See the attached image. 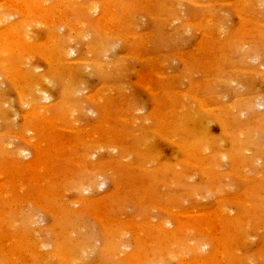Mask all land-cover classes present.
<instances>
[{"label":"rangeland","instance_id":"rangeland-1","mask_svg":"<svg viewBox=\"0 0 264 264\" xmlns=\"http://www.w3.org/2000/svg\"><path fill=\"white\" fill-rule=\"evenodd\" d=\"M0 1L2 4V7L0 6V14L2 13L3 16L5 14L6 20L7 17H11L10 14H12L14 10L16 12L13 13L11 18H8L10 22L6 21L5 18L0 15V38L5 36L6 31L4 30H7V28L11 29L13 26L14 29L12 32L17 31V33L14 32L13 34H15L14 36H18H16L15 39L10 37L11 31L10 34L6 33V35L8 34L5 36L7 40L12 38L11 42L8 41V44L10 45L12 41L22 40L19 41V44L22 42L21 44L23 47L27 45L28 47L26 46V49L33 47V50L30 49L31 51L29 53L26 50L23 54H19V56L14 49L12 50L9 48L8 51L1 49L3 47L1 46L0 39V54H2L0 55V63H2V60L5 58V63L3 62L0 65V79L2 78L0 81L3 85L0 84L3 87L0 86V89H2L1 92L3 93L0 92V101L2 100L1 98H4L5 101L3 99L0 103L7 105L5 107L9 108L10 111L13 110L15 112L16 110L15 113L13 111L11 113L8 111L9 109L7 110L4 105L0 104L4 107L0 106V112L6 109V111L0 113L1 118L3 117V120L0 119V133L2 134H0V136L4 138H0V150L2 151H0V184L10 183L12 185V181H16V178L14 180V173L16 175L20 173L18 172L20 170V175H17L18 177L16 176L18 178L17 180L20 183L27 182H25L27 185L26 194L29 196V198L26 196L27 198L21 199L20 203H22L20 208V203L13 202L15 204H13V206L11 203L5 201L6 199H2L3 197H1L0 194V216L4 215L5 212H10L9 215L11 216H7L10 221L7 222L14 223L17 221V223H14L17 229L16 231L21 234L28 233L30 235L31 238L29 239L28 245L35 246L37 250L27 251L26 254L37 261L40 260V257H44L41 259V264H44L42 263L43 259H51L49 254L52 253L55 255V258L53 257L50 260L51 264H66L61 260L60 256H58L61 250L59 248L57 230L61 228V224L63 225V223L57 217L56 212L54 213L56 216L53 214V210L56 209L54 205V208L46 207V203L41 201L42 196L40 197V190H42L46 181L41 180V175L43 174L40 175L41 170L37 169L41 163L48 162V165L46 163L47 169L45 170V176L52 177L53 174L49 175L52 171H48V166L49 168L51 167V161L54 160L57 151L62 161L61 163H57V168H60V172L56 175L59 177L54 181V185L55 182L58 183L57 185H59L60 182V185H63L62 187L65 188L67 187L66 185H71L72 179H78L76 176H81L79 179V181L81 180L80 182H82V180L86 182L89 180V184L95 182V185L93 184L94 187H88V185L83 187L84 185H81L83 189L86 187L89 188H87V192H76L74 191L76 189L73 190L68 187V190L71 192L66 189L67 192H63L65 196L63 193H61V195L59 194L61 197L58 195L59 199L63 198V200L60 199V203L62 201L64 204L66 203L68 207L78 211L79 217L81 216L83 218L79 221L82 223L85 221L86 223L84 229L87 231H90L88 230L89 228L91 229V233L85 230L81 236L75 235L74 237L73 235V239L76 241L81 237L82 239L80 240H86V238H88L86 240L88 242L87 244L86 241H84V247L87 251L85 250V255L84 253L82 255V258H84V263L82 262V264H126L125 262H127V264H133L127 260L128 254L142 253L144 256L159 254L161 248H163V246H161L163 244L161 243H165V241L163 240L159 245L157 244L158 240L156 238V241L151 239L152 244L153 241L155 242L154 246L148 244L151 241L149 240V242L147 241L144 247H142L136 239L137 234L143 230L149 233L150 231H162V233L167 232V234L175 233L171 234L175 235L171 240V243L175 245L169 244L170 240L166 241L171 248L168 247L170 250L165 248L167 252L166 255L170 258L167 260L165 259L164 264H194V262L197 264L196 260H207V262L209 260V262H215V264H264V0H252L255 5H253L254 3H252L251 0L249 2L248 0H123L122 2H120V0H73L72 3V0H56L58 2L55 0H53L54 2L52 0L48 1L51 4L47 3V0H43L44 3L42 0H31L32 2L28 0L32 5L37 2L39 7L27 8L26 12L23 10L25 9L24 4L19 2V0H17L19 2L18 4H16V0H8V2L7 0ZM11 2L15 3L13 4V6L15 5V9L14 7L12 8L13 10L11 9ZM41 2L42 5L44 4L45 8L41 6ZM101 3L103 4L100 6ZM58 4L61 6L59 7ZM66 4L67 6H65ZM109 5L113 6L116 23L113 24L114 27L112 26V30L114 31L112 32L111 30L106 33L105 26H108L107 23L113 12L110 11L113 9L112 6H110V9ZM95 6H98L97 10H95ZM18 7H20L21 10ZM68 7H70L71 10L70 8L68 9ZM85 7L90 8V10ZM48 8L49 10L52 9L54 12H56V9L60 12L61 8H63V10L65 9L66 13L69 10L70 13L72 11V19L76 20H73L74 24H80L81 22V25H83L85 23L87 26H83L85 31L90 33L87 34V37L90 35V39H84L83 36L82 38L84 40L76 39V36L77 38H81V35L75 32L73 27L72 29L69 28L71 27L69 24H65L64 22L60 23L61 20H63L60 15L50 13ZM35 9L37 10L35 11ZM40 9L47 11L46 13L44 10L41 12ZM173 9H176L179 14L177 15ZM28 11L33 17L30 16ZM22 12L26 14L24 15ZM32 12L34 13L32 14ZM94 13L95 16H92ZM128 14H130L131 17L130 15L128 16ZM138 14H140V17ZM48 15H51L49 16L50 18H48ZM55 15L58 16L56 17ZM84 15L85 17H83ZM29 17L32 18L31 21ZM52 17H56L57 19H52ZM135 17L139 19H135ZM45 19H47L46 22ZM124 19L126 20L124 21ZM33 20H35L34 23L32 22ZM50 20L53 24L56 22L58 26L54 25V28L51 23L50 28ZM118 20H121V24L118 23ZM36 21L38 22L36 23ZM98 22L99 24H97ZM35 24L39 26L36 28ZM126 24H128V26ZM25 26L27 28L24 30ZM31 27L34 28L32 29ZM136 27L138 29H136ZM115 29H117V32ZM28 32H30V34ZM33 32L36 33L34 34ZM21 33H23V35H21ZM31 33L35 36L36 47L34 44V37L32 38L33 35L31 36ZM74 33L76 36L73 35ZM108 33L110 35H107ZM3 34L4 36H2ZM27 34L31 36L28 37V41L27 38L25 39L26 36H29ZM147 34L154 37H152L150 43L149 40L143 38V36ZM20 35L24 37V39H20ZM51 37H56L55 40L57 39L56 41L54 40V42L58 44L56 48L59 47L60 50L65 49L69 52L71 51L69 47L74 46L72 51L75 53L64 54V57L56 53L54 54L51 48L52 46L45 45L46 41L47 44L52 45L51 41H53V39ZM118 37L119 41L123 40V42L119 43L118 41L117 43ZM70 38H72V41L76 39L75 42L71 41L72 45L71 42L69 43ZM131 38L134 41H132ZM30 39L33 42H29ZM127 39H130L133 45H131V42V44L127 42L130 46L124 44V40L126 43V41H128ZM115 41L116 47L114 45ZM146 41L148 44H146ZM23 42L26 43L23 45ZM77 42H79V44H77ZM30 43H33V45ZM39 43L42 44V46ZM108 44H110V46ZM143 44L145 45L142 46ZM102 46L103 48L101 49ZM77 47L79 50H76ZM98 47L100 50H98ZM104 47L109 52L105 51ZM112 47H115V49L113 48L112 50ZM90 48L94 51L92 49L90 50ZM9 51L11 55H8L10 54ZM98 51L102 54L98 53ZM103 53L107 55L104 56ZM25 54H27L28 58ZM39 54L41 57L37 56ZM46 54L49 55L46 56ZM69 54L71 56L67 59L66 56ZM100 54L104 56V58L101 57ZM26 58L29 61L31 58L33 60L29 62ZM53 58L57 61L56 63L54 62L55 65L57 64V69L55 67L53 68V66H55L53 65L54 63L50 64V59ZM84 59L87 61L85 62ZM69 60L72 61L70 62V65L72 64L71 66L78 64L75 62L80 60L85 62L84 67L83 61V63L79 62V64L75 66L77 68L76 70L80 69L78 70L80 73L76 71L77 74L76 76L74 75L75 79H73L76 80L78 78L79 81H72L71 79L72 86L77 82L75 85L76 87H72L70 82H64L67 78L66 73L69 75V72H65L67 67H69L67 66ZM12 61L14 63H12ZM60 63H62L61 67L63 66L64 68L59 66ZM4 64L10 66L12 69L14 67L15 71L19 69L21 73L23 72L22 76L25 72H27V75L30 72L28 76H31L32 70L37 74L47 75L49 79L48 82L50 83H44L38 87H33L35 86L34 81L31 80L33 77L27 79L28 76L26 75L27 78L25 77L26 79H24L23 77L22 81L20 78L22 77L21 73L19 74L18 72V75L17 72L14 71V74L16 73V77H18V79H14L15 77H11L14 74L12 75L11 72L8 70L6 71V65ZM15 66H19V68ZM81 66L84 68V73L83 70H81ZM3 68H5L4 71ZM20 68H22V70H20ZM58 71L63 72L61 73ZM50 74L52 80L49 77ZM69 77L70 76H68V80L70 79ZM62 78L65 79L63 80ZM80 78H82V80H80ZM12 79L14 81L16 80L15 83L17 84L20 82V86L18 85L17 89V84H15L16 86L14 85L15 87L12 86L14 84ZM56 79H59L60 82H57ZM28 80H31V82L33 81L32 84ZM24 83L29 86L32 85L30 87L27 86L29 90L31 88V92ZM45 84L50 85L49 87L51 88L48 86L46 87ZM78 85L81 88L83 87V89L79 87V91ZM67 87L69 90L71 89V91L73 88L74 90L72 92L75 91L76 94L74 93L71 95L72 92L68 91ZM24 88L25 90H23ZM43 89L48 91H45L44 95L48 93V97L49 95L50 97L52 96V100L49 99L51 102L48 100L46 101L47 103H45V100H43L44 98L41 97L44 92ZM3 90L5 92H3ZM37 90L38 92L40 91V93H38ZM36 92L40 95L38 96ZM67 93H69L70 96H68ZM78 93L79 95L82 93V95L79 96L77 95ZM28 97H30L29 101ZM40 97L42 99H40ZM31 98L35 99L34 103L38 101V105L34 106ZM78 98L81 100L84 99V103H82L83 101L80 102L81 100L77 101ZM24 99L25 102L27 101V105L22 103ZM92 99L94 100L92 101ZM59 102L60 104H58ZM77 102L79 103L77 104ZM52 103L57 104L56 107L55 104L53 105ZM250 103H253L252 110H248ZM67 104L71 107L67 106ZM25 105L27 106L26 109L24 108ZM40 105H42L41 107L44 106V108L53 106L51 110H48L47 114L50 115L53 120L56 117L57 122L61 120V126H59L60 123L57 124L58 127L62 129H59L56 124L49 126V128L51 127V131H53L51 132V136L49 133L50 131L47 132L39 128L40 126L38 124L35 125L33 119L30 120L31 123H33L30 127L29 115L32 113L30 115L32 116L34 113L33 111L35 110L36 112L37 110L35 108L40 107ZM65 105L68 107L67 110H65ZM10 106H12L13 109H11ZM72 107H77L78 111L74 108V111H76L74 112ZM80 108L85 111L80 112ZM71 109L74 113H71ZM7 112L11 113V115ZM5 113L9 115L10 119ZM16 113L17 117H15ZM24 114H26L28 118L25 117L26 115L23 117ZM189 114L193 115L194 122ZM162 119L166 120L163 121ZM167 119L168 122H166ZM9 120L10 123L8 122ZM26 120L28 122H26ZM180 122L183 123L181 124ZM73 123H77L76 126ZM65 124L67 127H65ZM12 128L15 136L9 137V134L12 135ZM30 128L31 130H29ZM38 128L43 131H40ZM53 128L58 130L56 131ZM26 129H28V131ZM125 129L128 133H126L127 131L124 132ZM59 130L61 133H59ZM116 130L117 132L119 131L118 134H116ZM8 131L10 132L8 133ZM29 131L32 132L30 133ZM76 131L78 133H76ZM5 133H8V137ZM52 133H54L53 136ZM80 133L82 134V137H80L83 141L76 144L74 138L77 137V134L80 135ZM3 134H5V136ZM32 137H36L34 138L36 142H41L42 145H44L46 141L48 143L46 144L47 147L41 145V147H44L41 148L34 142L35 140ZM52 137H55L57 141L61 140L56 142L60 143L57 145L61 146V151L55 143L52 144ZM62 137L64 140L61 139ZM66 138L69 141H73L77 146L73 145L74 148L71 146L69 150L64 148ZM2 140H5L7 144L3 143L4 141ZM28 141L29 144L26 143ZM30 141L33 145H30ZM49 141H51V144ZM34 143L37 145L36 148ZM9 144H11V147L8 146ZM4 145H7L5 147L6 149H11L13 147L10 150L12 152L4 149ZM79 145L83 147L79 148ZM53 146L58 147L54 153L51 150L52 148L55 149ZM188 146L190 147L188 148ZM204 146L207 147L203 149ZM1 147L4 150L1 149ZM57 149H59V152ZM80 149L81 151L79 152ZM22 150H25V152L27 151V153L22 154ZM43 151L46 154L43 153ZM19 152L23 156H28L26 157L28 159L26 160L23 156L22 159ZM4 153L6 154L5 158ZM42 153L47 156V159L45 155V158L42 157ZM68 153H71L70 155L72 156L70 157ZM78 155L82 156V158L84 155V160L82 159L83 161L81 160L80 163H78V161L70 163L71 160L79 157ZM10 156L12 157L11 163L9 162ZM42 159L43 161H41ZM16 163H18V170L16 168L17 165H15ZM11 164H14L13 166L16 167L14 168ZM6 167L8 168L7 170ZM19 167L22 168L20 169ZM9 168L12 171L15 169L14 171L17 172L13 173ZM75 169L82 171V173L79 174V171L77 173ZM69 170L74 171V174L77 173V175L74 176L75 178L72 177V174L70 175V173H68ZM60 177L65 180L60 181ZM69 179L70 181H67ZM95 180L98 181L96 182ZM20 183L13 185L19 186ZM62 187L57 188L64 190ZM130 192L132 193L130 194ZM141 193H148V196L146 195V197L144 196L143 198ZM252 195L254 197L252 199V204H254L252 206L254 208L252 218L250 219L246 217L245 206L247 204L249 205L247 199ZM14 196L17 197L18 194L14 192ZM14 196L12 197L14 198ZM25 199L31 201L28 202ZM112 199H115V201ZM110 200H112L113 203ZM116 201L118 204L115 203ZM94 202L97 203L95 204ZM105 202H110L113 206H111L110 203H106L105 205ZM100 203L104 206L109 205L108 207L110 209L103 205L101 206ZM16 204H19L17 205L18 207ZM57 204L55 206L59 207L61 211L60 205ZM116 205L118 206L115 207ZM97 206H99V209ZM18 208L21 211L23 210V214L19 215L21 211H17L19 210ZM97 209L98 211L109 209L111 212L108 211L110 212L109 215L103 214L101 212H95ZM106 215L109 218H107L108 221L105 220V222L103 219ZM19 216H24L23 221L22 219L20 220L21 217L19 218ZM245 217L248 218V220ZM222 219L221 225L220 222ZM228 219L237 220L239 227L226 228V230L223 229L222 226ZM244 219L246 221H244ZM110 220L112 221L110 222ZM244 222H246V226L243 224ZM111 224L120 225L122 228L124 227L122 229L124 231L123 234L127 235V237H121L123 235L122 232L119 235L121 239L126 238V242L122 239L123 243L122 241L121 243L122 246L124 244V249L128 252H120L117 248V246L120 245L118 243L120 242L118 234L113 237L115 239H108V230L105 229ZM115 225L114 227L117 229L118 227ZM0 228H2L1 222ZM125 228L127 232L130 231L132 233H125ZM1 230L3 229H0V235L4 233V231L1 233ZM92 230L95 235L92 233ZM177 233H179L180 236L177 235ZM176 235L181 237V239L179 238L180 241L176 240ZM150 236L151 238L154 237L151 233ZM222 238H225L224 242L220 243L219 241ZM226 238H229V241ZM73 239L72 237L68 238L66 243H76L73 242ZM227 241L228 244H226ZM79 242L82 243L83 241ZM178 242H180L179 245ZM92 243L94 244L92 245ZM113 243L115 245H113ZM4 244L6 247L10 246V243L7 241H5ZM4 244L0 240V264H7L5 256L8 255V253H5ZM188 244L197 247L198 251L192 249V251H190L189 247H187L189 250L184 248ZM93 246H95V248H93ZM105 247L109 252L111 250V253L106 251ZM26 248H28V246ZM77 250L78 248H76L74 252ZM149 250H151V252ZM229 250L233 251L232 256H230L232 253ZM168 251L173 253L172 256H170L171 253ZM119 254L121 256H119ZM235 256L237 257L236 262H234Z\"/></svg>","mask_w":264,"mask_h":264},{"label":"bare ground","instance_id":"bare-ground-1","mask_svg":"<svg viewBox=\"0 0 264 264\" xmlns=\"http://www.w3.org/2000/svg\"><path fill=\"white\" fill-rule=\"evenodd\" d=\"M4 1H5V0H4ZM4 1H3V2H4ZM30 1H31V0H30ZM30 1H28V0H19V2H21L22 4H24V8H25V9H23L24 12H26V9H27V8L29 9L30 7H31V8H38V7H39V4H38L37 2H36L35 4L32 5V4H31L32 1H31V2H30ZM35 1H36V0H35ZM42 1H43V0H42ZM48 1H50V0H47L46 2L49 3ZM52 1H53V0H52ZM52 1H51V2H52ZM55 1H56V0H55ZM61 1H63V0H61ZM64 1H65V0H64ZM70 1H71V0H70ZM122 1H123V0H120V2H122ZM153 1H155V0H153ZM249 1H250V0H248V2H249ZM251 1H252V0H251ZM0 2H1V1H0ZM7 2H8V0H7ZM16 2H17L16 4L19 3L17 0H16ZM38 2H39V1H38ZM53 2H54V1H53ZM56 2H58V1H56ZM56 2H55V3H56ZM66 2H68V1H66ZM66 2H65V3H66ZM72 2H73V0L71 1V3H72ZM120 2H119V3H120ZM125 2H126V1H125ZM4 3H5V2H4ZM11 3H12V2H11ZM43 3H44V1H43ZM47 3H45V4H47ZM55 3H54V4H55ZM62 3H64V2H62ZM75 3H76V2H75ZM84 3H85V2H84ZM119 3H118V4H119ZM243 3H244V2H243ZM252 3H254V2L252 1ZM8 4H9V3H8ZM13 4H15V3H14V2L12 3V7L10 6L11 9H12L13 7H14V9H15V5L13 6ZM49 4H51V3H49ZM60 4H61V3H60ZM90 4H91V3H90ZM102 4H103V3H101L100 6H101ZM108 4H109V2H108ZM128 4H129V3H128ZM245 4H247V3H245ZM250 4H251V2H250ZM5 5H6V4H5ZM9 5H10V4H9ZM9 5H6V6H9ZM58 5H59V4H58ZM61 5H63V4H61ZM61 5H59V7H60ZM72 5H73V4H72ZM79 5H80V4H79ZM94 5H95V4H94ZM98 5H99V3H98ZM116 5H117V2H116ZM253 5H255V3H254ZM0 6L2 7V4H1V3H0ZM6 6H5V7H6ZM41 6L44 7V4L42 5V2H41ZM47 6H48V5H47ZM55 6H56V5H55ZM65 6H67V4H66ZM69 6H71V5H69ZM110 6H112V5H109V8H110ZM123 6H124V5H123ZM133 6H134V5H133ZM247 6H248V5H247ZM1 7H0V9H1ZM48 7H49V6H48ZM97 7H98V6H95V7H94L95 10H97ZM125 7H126V5H125ZM125 7H124V9H125ZM131 7H132V6H131ZM259 7H260V6H259ZM3 8H4V7H3ZM18 8H20V7H18ZM31 8H30V9H31ZM44 8H45V7H44ZM50 8H51V7H50ZM57 8H58V7H57ZM69 8H70V7H68V9H69ZM85 8H86V7H85ZM5 9H6V8H5ZM7 9H8V7H7ZM16 9H17V8H16ZM55 9H56V8H55ZM55 9H54V10H55ZM59 9H60V8H59ZM72 9H73V8H72ZM83 9H84V8H83ZM86 9H89V10H90V8H86ZM110 9H111V8H110ZM112 9H113V6H112ZM12 10H13V9H12ZM17 10H18V9H17ZM20 10H21V8H20ZM20 10H19V11H20ZM32 10H34V9H32ZM36 10H37V9H35V11H36ZM43 10H44V9H43ZM43 10L40 9L41 12H42ZM48 10H49V8H48ZM70 10H71V8H70ZM70 10H69V11H70ZM84 10H85V9H84ZM89 10H88V11H89ZM173 10L177 13V15L179 14V12H178L176 9H173ZM44 11H45V10H44ZM46 11H47V10H46ZM46 11H45V13H46ZM58 11H59V10L56 9V12H58ZM67 11H68V10H67ZM69 11H68V12H69ZM110 11H111V12L113 11V12H112V16H111V18L109 19L108 23L105 22V23H107V25H108L109 27H108V26H105V25L103 24V25L105 26L106 29H105V28H102V29H105V32H106V33L109 32V31H111V30H112V26H113V24L116 23V21H115L114 9H113V10H110ZM122 11H123V9H122ZM127 11H128V10H127ZM135 11H136V10H135ZM14 12H15V10H14ZM14 12H12V14H10L11 17H12V15H13ZM24 12H22V14H24ZM28 12H29V11H28ZM41 12H40V13H41ZM49 12H50V13H53V14H58V15H60L61 19H63V20L60 19V20H61L60 23H63V22H64L65 24H69V25L71 26V27H69V28L72 29V27H73V28H74L73 30H74L75 32H77L79 35H81V38H77V36H76L75 33H74L73 35L76 36V39H79V40H80V39H83L82 36L84 37V39H85V38H86V39H87V38L90 39V38H89L90 35L87 37V34H90V33H87V32L85 31L84 26H83V25H86L84 22H83V23H84L83 25H81V22H80V21H79L80 24H79V23L74 24V21H76V20L72 19V18H73V16L71 15L72 11H71V13H70V12H69V13H68V12L66 13V10H65V9L63 10V8H61L60 12H58V13L54 12L52 9L49 10ZM85 12H86V10H85ZM85 12H83V13H85ZM97 12H98V11H97ZM111 12H109V13H111ZM130 12L132 13L131 10H130ZM15 13H16V12H15ZM33 13H34V12H32V14H33ZM35 13H37V12H35ZM38 13H39V12H38ZM47 13H48V12H47ZM87 13H88V12H87ZM90 13H91V11H90ZM17 14H18V13H17ZM25 14H26V13H25ZM25 14H24V15H25ZM29 14H30V12H29ZM42 14H43V13H42ZM53 14H52V15H53ZM72 14H73V13H72ZM125 14H126V12H125ZM0 15L3 16L2 13H1ZM20 15H21V14H20ZM27 15H28V13H27ZM27 15H26V16H27ZM36 15H37V14H36ZM43 15H44V14H43ZM58 15H57V16H58ZM82 15H83V14H82ZM86 15H87V14H86ZM129 15H130V14H128V16H129ZM21 16H22V15H21ZM30 16H31V14H30ZM38 16H39V15H38ZM41 16H42V15H41ZM49 16H51V15H48V18H50ZM55 16H56V15H55ZM57 16H56V17H57ZM88 16H89V13H88ZM92 16H95V13L92 14ZM138 16L140 17V14H138ZM174 16H175V15H174ZM179 16H180V15H179ZM3 17L5 18V14H4ZM6 17H7V16H6ZM11 17L9 16V17H7V20H6V18H5V20L8 21V18H11ZM15 17H17V16H15ZM31 17H33V15H32ZM56 17H54V18H56ZM83 17H85V15H84ZM116 17H117V16H116ZM123 17H124V15H123ZM130 17H131V15H130ZM1 18H2V17H1ZM38 18H39V17H38ZM42 18H43V16H42ZM46 18H47V16H46ZM48 18H47V19H48ZM54 18L52 17V19H54ZM58 18H59V17H58ZM86 18H88V17H86ZM90 18H91V14H90ZM125 18H126V16H125ZM137 18H138V17H137ZM137 18L135 17V19H137ZM2 19H3V18H2ZM2 19H1V20H2ZM27 19H28V18H27ZM27 19H25V20H27ZM29 19H30V21L32 20V18H30V17H29ZM40 19H41V18H40ZM47 19H45V22H46ZM52 19H51V20H52ZM56 19H57V18H56ZM100 19H101V18H100ZM127 19H128V18H127ZM138 19H139V18H138ZM51 20L49 21V22H50V25H49L50 28H51V23H52ZM73 20H74V21H73ZM96 20H97V18H96ZM107 20H108V19H107ZM122 20H123V19H122ZM125 20H126V19H124V21H125ZM2 21H3V20H2ZM27 21H28V20H27ZM34 21H35V20H33L32 22L34 23ZM52 21H53V20H52ZM101 21H102V20H101ZM8 22H10V21H8ZM21 22H22V21H21ZM37 22H38V21H36V23H37ZM39 22H41V21L39 20ZM57 22H58V21H57ZM99 22H100V21H99ZM99 22H98L97 24H99ZM102 22H103V21H102ZM2 23H3V22H2ZM2 23H1V24H2ZM6 23H7V22H6ZM33 23H32V24H33ZM95 23H96V22H95ZM118 23L121 24V20H118ZM125 23H126V22H125ZM132 23H133V22H132ZM32 24H31V25H32ZM41 24H42V22H41ZM46 24H47V23H46ZM52 24H53V23H52ZM3 25H4V23H3ZM3 25H2V26H3ZM29 25H30V24H29ZM29 25H28V26H29ZM35 25H36V24H35ZM42 25H43V24H42ZM54 25L58 26V25L56 24V22H55V24H53V27H54ZM59 25H60V24H59ZM61 25H62V24H61ZM69 25H68V26H69ZM126 25L128 26V24H126ZM130 25H131V24H130ZM135 25H136V24H135ZM2 26H1V27H2ZM32 26H34V25H32ZM38 26H39V25H38ZM38 26L36 25V28H37ZM45 26H48V25H45ZM63 26H64V25H63ZM86 26H87V25H86ZM86 26H85V27H86ZM127 26H126V28H127ZM29 27H30V26H29ZM41 27L44 28L43 26H41ZM113 27H114V26H113ZM131 27H132V25H131ZM137 27H138V26H137ZM137 27H136V29H138ZM23 28H24V27H23ZM26 28H27V27L25 26L24 30H25ZM31 28H32V27H31ZM33 28H34V27H33ZM33 28H32V29H33ZM54 28H55V27H54ZM62 28H63V27H62ZM124 28H125V26H124ZM5 29H6V28H5ZM8 29H9V28H7V30H4V31H6V33H9V34H10V31H11V36H10V37H13V38L16 39V36H18V35L14 36L15 34H13V33H14V32L17 33V31L12 32V30L14 29V27L12 26L11 29H9V30H8ZM19 29H20V26H19ZM19 29H18V31H19ZM28 29H29V28H28ZM46 29H47V28H46ZM46 29H45V32H46ZM48 29H49V28H48ZM56 29H57V27H56ZM71 29H70V30H71ZM88 29H89V28H88ZM122 29H123V28H122ZM122 29H120V30H122ZM185 29H186V28H185ZM53 30H55V29H53ZM73 30H72V31H73ZM116 30H117V29H115V31H116ZM126 30H127V29H126ZM7 31H9V32H7ZM20 31H21V30H20ZM22 31H23V29H22ZM22 31H21V32H22ZM27 31H28V30H27ZM55 31H56V30H55ZM113 31H114V30H112V32H113ZM122 31H123V30H122ZM1 32H2V31H1ZM23 32H24V31H23ZM31 32H32V31H31ZM116 32H117V31H116ZM130 32H131V31H130ZM130 32H129V33H130ZM6 33H5V36L8 35V34L6 35ZM28 33L30 34V32H28ZM33 33H34V32H33ZM35 33H36V32H35ZM35 33H34V34H35ZM71 33H73V32H71ZM162 33H163V32H162ZM25 34H26V33H25ZM29 34H27V35H29ZM54 34H55V33H54ZM54 34H53V36H54ZM56 34H57V33H56ZM59 34H60V33H59ZM112 34H113V33H112ZM116 34H117V33H116ZM163 34H164V33H163ZM21 35H23V33H21ZM21 35H20V36H21ZM32 35H33V34L31 33V36H32ZM79 35H78V37H79ZM107 35H110V34L108 33ZM125 35H126V34H125ZM127 35H128V34H127ZM155 35H156V32H155ZM157 35H158V34H157ZM2 36H4V34H3ZM2 36H1V37H2ZM5 36L2 37V38H0V39H1V46L3 47V48H1V49H4V51H8L9 48L12 49V50L14 49V50L18 53V55H19V54H23V52H25L26 50H27V52L29 53V52L31 51L30 49L33 48V47H32V48H30V49H28V48L26 49L25 47H26L27 45H25V46L23 47L22 44H21L22 42L20 43L21 46H22V47H21L20 44H19V41H22V40L14 41V42L12 41V43L9 45V44H8V41L11 42V39H12V38H11V39L9 38L10 40H7V38H6ZM31 36H30V35H29V36H26L25 39L27 38V41H28V37H31ZM57 36H58V35H57ZM57 36H56V37H57ZM121 36H122V35H121ZM134 36H135V35H134ZM33 37H34V38H33ZM37 37H38V35H37ZM56 37H53V38L51 37V38L53 39V41H51L52 45H51V44H47V41H46V44H45V45H46V46H47V45L52 46L51 48H52V51L54 52V54L56 53V54L59 55V56L61 55V57H62V56L64 57V54H66V55H67L68 53H71V54H72V52H73L72 49H74V46H71V45H72V42H75V41H76V39H74L75 41H72V40H71L72 38H70L69 43H70L71 41H72V42H71V45H70V44H68V45H70V46L73 47V48H71V47L68 46V47L71 49V51L68 52V50L66 51L65 49H63V50L61 49V50H60L59 47L56 48V45L58 46V44H57L56 42H54V40H55ZM63 37H64V36H63ZM104 37H105V36H104ZM104 37H103V38H104ZM107 37H108V36H107ZM114 37H115V36H114ZM152 37H153L152 35H148V34L143 36V38L149 40V43H150ZM19 38H20V39H24V37H22V36L19 37ZM32 38L34 39V44H35V40H36V39H35V36L33 35ZM109 38H110V37H109ZM120 38H122V37H120ZM129 38H130V37H129ZM136 38H137V37H136ZM153 38H154V37H153ZM214 38H215V37H214ZM17 39H18V38H17ZM52 39H51V40H52ZM58 39H59V37H58ZM84 39H83V40H84ZM122 39H123V38H122ZM124 39H125V38H124ZM131 39H132V38H131ZM56 40H57V39H56ZM56 40H55V41H56ZM79 40H78V41H79ZM116 40H117V38H116ZM127 40H128V39H127ZM137 40H138V39H137ZM37 41H38V40H37ZM37 41H36V43H37ZM118 41H119V37H118L117 43H118ZM132 41H134V40L132 39ZM132 41L129 39V40L126 41V43H125V40H124V44H127V42H129V44L132 43L131 45H133V42H132ZM29 42H33V41L30 39ZM120 42H123V40H122V41H119V43H120ZM130 42H131V43H130ZM146 42H147V41H146ZM25 43H26V42H25ZM25 43L23 42V45H24ZM48 43H50V42H48ZM59 43H60V42H59ZM27 44H28V43H27ZM30 44H31V43H30ZM30 44H29V45H30ZM39 44H40V43H39ZM74 44H75V43H74ZM77 44H79V42H77ZM93 44H94V43H93ZM129 44H127V45H129ZM146 44H148V42H147ZM8 45H9V46H8ZM31 45H33V43H32ZM31 45H30V46H31ZM40 45L42 46V44H40ZM45 45H44V46H45ZM90 45H91V44H90ZM94 45H95V44H94ZM108 45L110 46V44H108ZM114 45H115V47H116V41H115ZM144 45H145V44H143L142 46H144ZM1 46H0V47H1ZM30 46H29V47H30ZM50 46H49V51H50ZM75 46H76V45H75ZM129 46H130V45H129ZM7 47H8V48H7ZM27 47H28V46H27ZM35 47H36V44H35ZM39 47H40V46H39ZM60 47H61V46H60ZM68 47H67V48H68ZM91 47H92V45H91ZM115 47H112V50H113V48L115 49ZM64 48H65V47H64ZM67 48H66V49H67ZM69 48H68V49H69ZM92 48H93V47H92ZM92 48H90V50H91ZM95 48H96V47H95ZM98 48H99V47H98ZM102 48H103V46L101 47V49H102ZM110 48H111V47H110ZM104 49H105V47H104ZM28 50H29V51H28ZM32 50H33V49H32ZM34 50H35V48H34ZM38 50H39V49H38ZM46 50H47V49H46ZM76 50H79V48L77 47ZM92 50H93V49H92ZM95 50H96V49H95ZM98 50H100V48H99ZM109 50H110V49H109ZM138 50H139V49H138ZM1 51H2V50H1ZM93 51H94V50H93ZM96 51H97V50H96ZM105 51H108V50L105 49ZM105 51H104V52H105ZM16 52H15V54H16ZM35 52H36V51H35ZM43 52H44V51H43ZM76 52H77V51H76ZM101 52H102V50H101ZM101 52L98 51V53H101ZM108 52H109V51H108ZM108 52H107V53H108ZM2 53H3V52H2ZM4 53H6V52H4ZM9 53H10V54H8V55H11V52H10V51H9ZM28 53H27V54H28ZM32 53H33V51H32ZM32 53H31V54H32ZM73 53H75V52H73ZM94 53H95V52H94ZM98 53H97V54H98ZM15 54H14V56H15ZM27 54H25V55L27 56ZM37 54H38V53H37ZM42 54H44V53H42ZM42 54H41V55H42ZM51 54H52V53H51ZM89 54H90V52H89ZM92 54H93V53H92ZM101 54H102V53H101ZM101 54H100V55H101ZM0 55H2V54H0ZM25 55H24V56H25ZM28 55H29V54H28ZM32 55H33V54H32ZM35 55H36V54H35ZM47 55H49V54H46V56H47ZM66 55H65V56H66ZM73 55H74V54H73ZM103 55H104V53H103ZM105 55H107V54L105 53ZM105 55H104V56H105ZM12 56H13V55H12ZM12 56H11V57H12ZM19 56H20V55H19ZM22 56H23V55H22ZM37 56L39 57L40 54L37 55ZM44 56H45V55H44ZM69 56H71V55L69 54L68 56H66L67 59H68ZM104 56L101 55V57H103V58H104ZM29 57H31V56H29ZM40 57H41V56H40ZM54 57H55V56H54ZM56 57H57V56H56ZM73 57H75V56H73ZM93 57H94V56H93ZM101 57H100V58H101ZM27 58H28V56H27ZM27 58H26V59H27ZM33 58H35V57H33ZM45 58H47V57H45ZM49 58H50V57H49ZM59 58H60V57H59ZM71 58H72V57H71ZM137 58H138V57H137ZM23 59H24V58H23ZM43 59H44V58H43ZM77 59H78V58H77ZM89 59H92V58H89ZM4 60H5V58H4ZM4 60H2V61L4 62ZM27 60H28V59H27ZM31 60H33V59L31 58ZM31 60H30V61L28 60V61H29V62H32ZM45 60H46V59H45ZM95 60H96V58H95ZM46 61H47V60H46ZM48 61H49V60H48ZM63 61H64V60H63ZM82 61H83V60H82ZM82 61L80 60V61L75 62V63H78V64H79V62L83 63V62L85 61V59H84L83 62H82ZM86 61H87V60H86ZM86 61H85V62H86ZM90 61H91V60H90ZM93 61H94V60H93ZM96 61H97V60H96ZM96 61H95V62H96ZM3 62H2V63H3ZM17 62H18V61H17ZM50 62H51L50 64H53L54 62L56 63L57 61H55L54 58H53V59H50ZM70 62H72V61L69 60V62L67 63L68 65L65 64V65L69 66V67H67V70H65V72H66V71L69 72V73H68L69 75H67V73H66V77H67V78H66V79L64 78V79H65L64 82H66V83H67V82H70V85L72 86V84H71L72 81H77V82L79 81L78 78H77L76 80H73V79H75L74 75L76 76L77 73H80V71H78V70H80V69L76 70L77 68H76L75 66H77L78 64H76V65L74 64L75 66H71L72 64L70 65ZM85 62H84V64H83V67L85 66ZM2 63H0V65H1ZM4 63H5V62H4ZM12 63H14V62L12 61ZM55 63H54L53 65H55ZM73 63H74V62H73ZM6 64H7V62H6ZM6 64H4V65H6ZM16 64H17V63H16ZM16 64H14V65H16ZM18 64H19V63H18ZM21 64H22V62H21ZM50 64H49V65H50ZM61 64H62V63H60V65H59L60 67H61ZM86 64H87V63H86ZM97 64H98V63H97ZM111 64H112V63H111ZM49 65H48V66H49ZM56 65H57V64H56ZM56 65L53 66V68L55 67V68L57 69ZM80 65H81V64H80ZM89 65H91V64H89ZM12 66H13V65H12ZM29 66H30V65H29ZM31 66H33V65H31ZM50 66H51V65H50ZM59 66H58V68H59ZM91 66H92V65H91ZM99 66H101V65H99ZM112 66H114V65H112ZM1 67H2V66H1ZM5 67H6V71L8 70L9 72L12 73V75L14 74V71H15L14 67H13V69H12L10 66H8V65H6ZM15 67L19 68V66H15ZM71 67H72V68H71ZM79 67H80V66H79ZM81 67H82V66H81ZM83 67H82L81 70L84 69ZM101 67H102V66H101ZM101 67H98V68H101ZM61 68H64V67L62 66ZM95 68H96V67H95ZM95 68H94V69H95ZM32 69H33V68H32ZM32 69H31V70H32ZM4 70H5V68H3V71H4ZM20 70H22V68H20ZM23 70H24V69H23ZM35 70H36V69H35ZM53 70H54V69H53ZM59 70H60V68H59ZM61 70H62V69H61ZM98 70H99V69H98ZM29 71H30V70H29ZM32 71H33V72H32V75H31V76H28V75L30 74V72H29V74L27 75V74H26L27 72H25V71H24V72H25L24 75L22 76V73H23V72L21 73V72L19 71V69H18V71H15V72H17V74H18V72H19V74L21 73V76H22V77H20L21 80H22L23 77H24V79H26L27 76H28L27 79H29V77H33V79H31V80L34 81V85H35V86H33V87H38V86H40V85H42V84H44V83H46V84H47V83H50V82H48L49 79L47 78V77H48L47 75L37 74V73L34 72V70H32ZM76 71H78V72L76 73ZM96 71H97V68H96ZM58 72H61V73H62L63 71H58ZM100 72H102V71H100ZM6 73H8V72H6ZM55 73H56V72H55ZM55 73H54V74H55ZM81 73H82V71H81ZM83 73H84V70H83ZM9 74H10V73H9ZM19 74H18V75H19ZM51 74H52V73H51ZM51 74H50L49 77H50L51 80H52ZM5 75H6V74H5ZM14 75H15V76H14ZM14 75L11 76V77H15L14 79H18V77H16V73H15ZM26 75H27V76H26ZM59 75H61V74H59ZM8 76H10V75H8ZM8 76H7V77H8ZM54 76H55V75H54ZM54 76H53V77H54ZM57 76H58V75H57ZM61 76H63V75H61ZM68 76H70V77H69V78H70L69 80H68ZM0 77H1V76H0ZM25 77H26V78H25ZM55 77H56V76H55ZM73 77H74V78H73ZM79 77H81V76H79ZM1 79H2V78H1ZM1 79H0V80H1ZM10 79H11V78H10ZM62 79H63V78H62ZM64 79H63V80H64ZM71 79H72V81H71ZM12 80H13V79H12ZM31 80H30V81L28 80V81L31 82ZM51 80H50V81H51ZM56 80H57V79H56ZM66 80H67V81H66ZM80 80H82V78H80ZM2 81H3V80H2ZM13 81H14V80H13ZM15 81H16V80H15ZM15 81H14V84H13V85L11 84L12 86H14L15 84H17V83H15ZM18 81H19V80H18ZM18 81H17V82H18ZM22 81H23V80H22ZM25 81H26V80H25ZM28 81H27V82H28ZM33 81H32V82H33ZM3 82H4V81H3ZM32 82H31V84H32ZM57 82H60V80L58 79ZM77 82H76V83H77ZM80 82H81V81H80ZM84 82H85V81H84ZM84 82H83V83H84ZM76 83H75L73 86H75ZM83 83H82V84H83ZM0 84L2 85V82H1V81H0ZM19 84H20V82L17 84V86L15 85V86H16V89H17V87H18ZM24 84H25L26 87L29 86V85H27L26 83H24ZM24 84H23V85H24ZM28 84H29V83H28ZM46 84H45V85H46ZM1 85H0V86H1ZM21 85H22V84H21ZM58 85H59V84H58ZM67 85H69V84H67ZM79 85L81 86L80 83H79ZM79 85L77 86V87H78V90H79V87H80ZM84 85H85V83H84ZM2 86H3V85H2ZM2 86H1V87H2ZM15 86H14V87H15ZM19 86H20V85H19ZM30 86H32V85H30ZM30 86H29V87H30ZM47 86L49 87L50 85H46V87H47ZM51 86H52V85H51ZM73 86H72V87H73ZM82 86H83V85H82ZM29 87H27L28 90H29ZM55 87H56V86H55ZM57 87H58V86H57ZM72 87H71V88H72ZM75 87H76V86H75ZM75 87H74V88H75ZM2 88H3V87H2ZM19 88H20V87H19ZM19 88H18V89H19ZM21 88H23V87H21ZM44 88H45V87H44ZM49 88H51V87H49ZM80 88H81V87H80ZM34 89H35V88H34ZM36 89H37V88H36ZM41 89H42V88H41ZM64 89H66V88H64ZM67 89H68V87H67ZM81 89H83V87H82ZM1 90H2V89H0V92H1ZM19 90H20V89H19ZM23 90H25V88H24ZM38 90H39V88H38ZM38 90H37V92H38ZM43 90H44V89H43ZM73 90H74V89L72 88V91H73ZM75 90H76V89H75ZM17 91H18V90H17ZM29 91H30V92L32 91L31 88H30ZM29 91H28V92H29ZM45 91H46V90H44V92L42 93L43 95H42L41 97L44 98L43 100H45V103H47L46 101H48L49 99L52 100V99H51L52 96L50 97V95H49V97H48V96H47L48 93L44 95ZM60 91H61V90H60ZM65 91H66V90H65ZM65 91H64V92H65ZM68 91H71V89H70V90L68 89ZM72 91H71V92H72ZM76 91H77V90H76ZM79 91H80V90H79ZM3 92H5V91L3 90ZM24 92H25V91H24ZM30 92H29V93H30ZM37 92H36V94L39 96L40 94H38V93H40V91H39L38 93H37ZM46 92H48V91H46ZM77 92H78V91H77ZM1 93H2V92H1ZM74 93H75V91L72 92L71 95H73ZM79 93H80V92H79ZM79 93H78L77 95H79ZM2 94H3V93H2ZM5 94H6V93H5ZM22 94H23V91H22ZM31 94H33V93H31ZM65 94H66V93H65ZM75 94H76V93H75ZM187 94H188V93H187ZM33 95H34V94H33ZM33 95H32V96H33ZM67 95L70 96L69 93H67ZM81 95H82V93H81ZM81 95H79V96H81ZM20 96H21V95H20ZM20 96H19V98H20ZM24 96H25V95H24ZM79 96H78V97H79ZM2 97H3V96H2ZM41 97H40V99H42ZM195 97H196V96H195ZM38 98H39V97H38ZM64 98H65V97H64ZM182 98H183V97H182ZM1 99L3 100L4 98H1ZM31 99L33 100V104H34V106H35V105H38V104H37L38 101H37L36 103H34V100H35V99H33V98H31ZM67 99H68V98H67ZM71 99H72V98H71ZM81 99H82V97H81ZM81 99L78 98L77 101H79V100H81ZM2 100H1V101H2ZM20 100H21V99H20ZM22 100H23V99H22ZM26 100H27V97H26ZM29 100H30V97H28V101H29ZM50 100H49V101H50ZM64 100H65V99H64ZM72 100H74V99H72ZM75 100H76V99H75ZM83 100H84V99H83ZM83 100H81L80 102H82ZM93 100H94V99H92V101H93ZM1 101H0V102H1ZM4 101H5V99H4ZM21 102H22V101H21ZM26 102H27V101H26ZM26 102H25V99H24V102H22V103H25V104H26ZM50 102H51V101H50ZM200 102H201V100H200ZM6 103H7V102H6ZM6 103H5V104H6ZM22 103H21V104H22ZM31 103H32V101H31ZM73 103H74V102H73ZM78 103H79V102H77V104H78ZM82 103H84V101H83ZM0 104L4 105L3 103H0ZM8 104H9V103H8ZM27 104H28V103H27ZM27 104H26V105H27ZM52 104H53V103H52ZM54 104H55V103H54ZM54 104H53V105H54ZM58 104H60V102H59ZM65 104H66V103H65ZM80 104H81V103H80ZM201 104H202V103H201ZM22 105H24V104H22ZM26 105H25V107H24L25 109H26V107H27ZM47 105H48V104H47ZM56 105H57V104H55V107H56ZM72 105H73V104H72ZM81 105H82V104H81ZM0 106H1V105H0ZM5 106H7V105H4V107H5ZM12 106H13V105H12ZM12 106H10L11 109H13ZM32 106H33V105H32ZM41 106H42V105H40V107L35 108V109H37V110H36V112H35V110L33 111L34 113H33L32 116H30V115L32 114L31 111H30L31 114L29 115V118H30L29 121H30L31 119H33L35 125L38 124V125L40 126L39 128H41V129H43V130H45V131H47V132L50 131L49 133H50V136H51V132H53V131H51V127L49 128V126L52 125V124H53V125L56 124L57 127H58V124L61 122V120H59V121L57 122L55 116H54L55 118H54V120H53V119H51L52 117H50V115L47 114V113H48V110H51V108H52L53 106H49V107H45V108H44V106H43V107H41ZM67 106H69V105L67 104ZM67 106L65 105V107H66L65 110H67V108H68ZM84 106H85V105H84ZM166 106H167V105H166ZM254 106H255V103H254ZM1 107H3V106H1ZM4 107H3V108H4ZM8 107H9V105H8ZM22 107H23V106H22ZM60 107H61V106H60ZM69 107H71V106H69ZM5 108H6V107H5ZM24 108H23V109H24ZM28 108H29V107H28ZM57 108H59V107H57ZM74 108L77 109V107H74ZM74 108L72 107L73 111H74ZM252 108H253V103H250L249 106H248V110H252ZM0 109H1V108H0ZM6 109L8 110L9 108H6ZM6 109H5V110L3 109L2 112H0V113H3V111H6ZM25 109H24V110H25ZM29 109H30V108H29ZM59 109H60V108H59ZM72 109H71V113L73 112ZM80 109H81V108H80ZM14 110H15V109H14ZM32 110H33V109H32ZM61 110H63V109H61ZM65 110H63V111H65ZM69 110H70V108H69ZM69 110H68V111H69ZM174 110H175V109H174ZM0 111H1V110H0ZM8 111H10V109H9ZM12 111H13V110H11L10 112L12 113ZM76 111H78V109H77ZM76 111H74V112H76ZM81 111H85V110H82V109H81L80 112H81ZM13 112H14V111H13ZM15 112H16V110H15ZM15 112H14V113H15ZM57 112H58V111H57ZM69 112H70V111H69ZM74 112H73V113H74ZM211 112H212V111H211ZM7 113H8L9 115H11V113H9V112H7ZM7 113H5V114H7ZM17 113H18V112H17ZM17 113L15 114V117H17ZM27 113H28V112H27ZM27 113H26V114H27ZM64 113H66V112H64ZM84 113H85V112H84ZM127 113H128V112H127ZM191 113H193V112H191ZM8 114H7V115H8ZM26 114H24L23 117H24ZM49 114H50V113H49ZM75 114H77V113H75ZM75 114H74V115H75ZM0 115H1V114H0ZM7 115H6V116H7ZM9 115H8V118H9ZM27 115H28V114H27ZM27 115H26L25 117H27ZM67 115H68V114H67ZM74 115H73V116H74ZM77 115H78V114H77ZM189 115H190V114H189ZM228 115H229V114H228ZM3 116H4V114H3ZM6 116H5V117H6ZM62 116H63V115H62ZM79 116H80V115H79ZM190 116L192 117L193 115H190ZM194 116H196V115H194ZM64 117H65V116H64ZM191 117H190V118H191ZM198 117H199V116H198ZM2 118H3V117H2ZM2 118H1V116H0V119H2ZM27 118H28V117H27ZM66 118H67V116H66ZM66 118H63V119H66ZM69 118H70V116H69ZM76 118H77V117H76ZM199 118H200V117H199ZM6 119H7V118H6ZM9 119H10V118H9ZM74 119H75V118H74ZM78 119H79V117H78ZM78 119H77V121H78ZM195 119H197V118H195ZM2 120H3V119H2ZM4 120H5V118H4ZM27 120H28V119H27ZM27 120H26V122H28ZM57 120H58V119H57ZM71 120H72V119H71ZM123 120H124V119H123ZM162 120H163V119H162ZM165 120H166V119H164L163 121H165ZM197 120H198V119H197ZM200 120H201V119H200ZM216 120H217V119H216ZM24 121H25V120H24ZM64 121H65V120H64ZM68 121H69V120H68ZM77 121H75V122H77ZM192 121H193V117H192ZM192 121H191V122H192ZM198 121H199V120H198ZM8 122L10 123V120H9ZM8 122H7V123H8ZM26 122H25V123H26ZM166 122H168V119H167ZM193 122H194V121H193ZM195 122H196V120H195ZM0 123H1V121H0ZM29 123H31V121H30ZM57 123H58V124H57ZM64 123H65V122H64ZM180 123L182 124L183 122H180ZM196 123H197V122H196ZM198 123H199V122H198ZM12 124H13V121H12ZM26 124H27V123H26ZM32 124H33V123L30 124V127H31ZM69 124H70V123H69ZM73 124H74V123H73ZM76 124H77V123H75L74 125L76 126ZM192 124H193V123H192ZM200 124H201V123H200ZM14 125H16V124H14ZM35 125H34V127H35ZM65 125H66V124H65ZM166 125H167V124H166ZM27 126H28V125H27ZM59 126H61V123H60ZM68 126H69V125H68ZM75 126H74V128L76 129ZM179 126H180V125H179ZM183 126H184V125H183ZM28 127H29V126H28ZM28 127H27V128H28ZM34 127H33V128H34ZM53 127H54V126H53ZM65 127H67V125H66ZM65 127H64V128H65ZM69 127H70V126H69ZM72 127H73V126H72ZM116 127H117V126H116ZM39 128H38V129H39ZM58 128L60 129L61 127H58ZM113 128H114V127H113ZM184 128H185V127H184ZM35 129H36V128H35ZM41 129H39V130H40V131H43V130H41ZM53 129H55V128H53ZM61 129H62V128H61ZM66 129H67V128H66ZM188 129H189V128H188ZM191 129H192V128H191ZM26 130L28 131V129H26ZM26 130H25V131H26ZM29 130H31V128H30ZM55 130L57 131L58 129H55ZM55 130H54V131H55ZM119 130H120V129H119ZM162 130H163V129H162ZM11 131H12V135L9 134V137L14 135V134H13V128L11 129ZM27 131H26V132H27ZM40 131H39V132H40ZM56 131H55V132H56ZM73 131H74V130H73ZM123 131H124V130H123ZM126 131H127V130L125 129L124 132H126ZM158 131H160V130H158ZM188 131H189V130H188ZM9 132H10V131H8V133H9ZM20 132H21V131H20ZM29 132H30V131H29ZM31 132H32V131H31ZM31 132H30V133H31ZM74 132H75V131H74ZM109 132H110V130H109ZM116 132H117V130H116ZM8 133H7V134L5 133L7 137H8ZM35 133H36V132H35ZM45 133H46V132H45ZM45 133H44V134H45ZM59 133H61L60 130H59ZM59 133H58V134H59ZM76 133H78V132L76 131ZM118 133H119V131H118L116 134H118ZM126 133H128V131H127ZM182 133H183V132H182ZM187 133H188V132H187ZM0 134H1V133H0ZM5 134H3V135L5 136ZM27 134H28V133H27ZM42 134H43V133H42ZM53 134H54V133H52V136H53ZM1 135H2V134H1ZM81 135H82V134L80 133V135L77 134V137L75 136L76 138H74V139H75L74 142H76V144H79V143H81V142L83 141L82 138H81V137H82ZM110 135H111V134H110ZM119 135H120V134H119ZM14 136H15V135H14ZM44 136H45V135H44ZM48 136H49V134H48ZM50 136H49V137H50ZM58 136H59V135H58ZM80 136H81V137H80ZM113 136H114V135H113ZM117 136H118V135H117ZM189 136H190V135H189ZM1 137H2V136H0V138H1ZM16 137H17V135H16ZM114 137H115V136H114ZM114 137H113V138H114ZM2 138H3V137H2ZM2 138H1V139H2ZM12 138H13V137H12ZM28 138H29V137H28ZM32 138H33V137H32ZM32 138H31V139H32ZM34 138H36V137H34ZM34 138H33V139H34ZM52 138H53V139H52ZM52 138H51V139H52V144L55 143L56 146H58V147L60 148V151H61V150H62V149H61V146L57 145V144H60V143H56V142H59V141H61V140L57 141V140L55 139V137H52ZM3 139H4V138H3ZM14 139H15V138H14ZM31 139H30V140H31ZM61 139H63V137H62ZM111 139H112V138H111ZM34 140H35V141H34ZM34 140H31V141L36 142V139H34ZM37 140H39V139H37ZM63 140H64V139H63ZM65 140H66V141H65L66 143H65V147H64V148H66V149H68V150H69V148H70L71 146L74 148V146L76 145V144L73 143V141H69L67 138H66ZM146 140H147V139H146ZM195 140H196V139H195ZM2 141H4L3 143H6V144H7V142H5V140H2ZM9 141H10V139H9ZM25 141H26V140H25ZM31 141H30V143H31ZM44 141H45V139H44ZM50 142H51V141H49V143H50ZM63 142H64V141H63ZM187 142H188V141H187ZM195 142H196V141H195ZM199 142H201V141H199ZM3 143H2V144H3ZM26 143L29 144V141L26 142ZM44 143H45V144H44L45 146H46V144H48L46 141H45ZM191 143H192V142H191ZM2 144H1V145H2ZM34 144H35V143H34ZM36 144H37L38 146H40V147H41V145H42L41 142H38V143L36 142ZM36 144H35V145H36ZM50 144H51V143H50ZM62 144H63V143H62ZM193 144H194V143H193ZM30 145H33V144L31 143ZM35 145H34V146H35ZM37 145L35 146V148L37 147ZM44 145H42V146H44ZM73 145H74V146H73ZM185 145H186V144H185ZM6 146H7V145H6ZM6 146L4 145V149H6V148H5ZM8 146L11 147V144H9ZM12 146H13V144H12ZM54 146H55V145H54ZM54 146H53V147H54ZM66 146H67L68 148H67ZM76 146H77V145H76ZM186 146H187V145H186ZM190 146H192V145H190ZM190 146H188V148H189ZM207 146H208V145H207ZM207 146H206V147H207ZM46 147H47V146H46ZM58 147H54L55 149H53V148L51 149V150L53 151V153L55 152L56 148H58ZM81 147H83V146H80V145H79V148H81ZM183 147H184V145H183ZM197 147H198V146H197ZM206 147L204 146L203 149H205ZM8 148H9V147H8ZM12 148H13V147H12ZM12 148H11V149H12ZM41 148H44V147H41ZM41 148H40V149H41ZM50 148H51V147H50ZM50 148H49V149H50ZM64 148H63V149H64ZM79 148H77V149H79ZM1 149H3V148L1 147ZM4 149H3V150H4ZM11 149L9 148V149H6V150H7V151H8V150L10 151ZM16 149H17V147H16ZM66 149H64V150H66ZM70 149H71V148H70ZM77 149H76V150H77ZM195 149H196V148H195ZM203 149H202V150H203ZM18 150H19V149H18ZM57 150H58V152H59V149H57ZM187 150H189V149H187ZM191 150H192V149H191ZM0 151H1V150H0ZM14 151H15V150H14ZM19 151H21V150H19ZM22 151H23V150H22ZM40 151H41V150H40ZM44 151H45V149H44ZM44 151H43V153H45ZM46 151H47V149H46ZM49 151H50V150H49ZM66 151H67V150H66ZM80 151H81V149L79 150V152H80ZM195 151H196V150H195ZM205 151H206V150H205ZM1 152H2V151H1ZM4 152H5V151H4ZM10 152H12V151H10ZM10 152H9V153H10ZM16 152H18V151H16ZM68 152H69V151H68ZM70 152H71V151H70ZM9 153H8V154H9ZM19 153H20V152H19ZM25 153H27V151L25 152V150H24V151L22 152V154H25ZM28 153H29V152H28ZM37 153H38V152H37ZM43 153H42V154H43ZM47 153H48V152H47ZM51 153H52V152H51ZM64 153H65V152H64ZM77 153H78V152H77ZM203 153H204V152H203ZM11 154H12V153H11ZM11 154H10V155H11ZM17 154H18V153H17ZM17 154H16V155H17ZM20 154H21V153H20ZM20 154H19V155H20ZM22 154H21V157L23 156ZM30 154H31V153H30ZM30 154H29V155H30ZM45 154H46V153H45ZM45 154L42 155L43 158H45V156H46ZM59 154H62V153H59ZM68 154L70 155L71 153H68ZM80 154H81V153H80ZM195 154H196V153H195ZM13 155H14V154H13ZM26 155H27V154H26ZM44 155H45V156H44ZM74 155H75V154H74ZM188 155H189V154H188ZM188 155H187V156H188ZM5 156H6V154L4 153V158H5ZM30 156H31V155H30ZM60 156H61V155H60ZM65 156H66V155H65ZM71 156H72V155H70V157H71ZM78 156H79V155H78ZM17 157H18V155H17ZM23 157H25L26 160L28 159V158H26V157H28V156H23ZM23 157H22V159H23ZM40 157H41V156H40ZM75 157H76V156H75ZM8 158H9V157H8ZM11 158H12V157L10 156V161L8 160L10 163L12 162V161H11ZM15 159H18V158H15ZM19 159H20V158H19ZM46 159H47V156H46ZM71 159H72V158H71ZM73 159H74V158H73ZM82 159L84 160V155H83V158H82V156H79V157L75 158L74 160H71L70 163H72L73 161H74V162L78 161V163H80ZM36 160H37V159H36ZM69 160H70V159H69ZM69 160H68V163H69ZM83 160H82V161H83ZM14 161H15V160H14ZM41 161H43V159H42ZM50 161H51V160H50ZM50 161H49V162H50ZM61 161H62V158H60V157L58 156L57 151H56V155L54 156V160L51 161L52 164L50 163V164H51L50 166L52 167V168L50 167L51 170H50V168H49V166H48V169H49L48 171H49V172L52 171L51 174L49 173V175H52V174H53L52 177H51V176H50V177L45 176V175H46L45 170L47 169V167H46V163H47V165H48V162H44L43 164L41 163L40 166L38 165L39 168H38L37 166L34 165L35 167H37L38 170H39V169L41 170L40 175L43 174V175H41V176H42V177H41V180H42V181H44V180L46 181V182L44 183L43 187H42V190L39 189V190L41 191V192H40V197L42 196L41 201H43V203H46V205H45L46 207H47V206H48V207H53V205H54V207H55L56 209L53 210V208H54V207H53L52 210H53L54 212H53V211H50V212H53V214L56 212L57 217H58L59 220H61V222L63 223V225L61 224V228H60V229H58V230L56 229L57 232H58V237H59V248H60V250H61V253H60V254L58 253V256H60L61 260H62L63 262H65L66 264H82V262L84 261V258H82V255H83V253H84V255H85V253H86V252H85L86 249H85V247H84V246H85V244H84L85 242H84V241H86L88 238H86V240H85V239H84V240H80V239H82V237H81L78 241H76L75 239H73V235H74V237H75V235H77V236H81L82 233L86 230V229H84V228H85L84 225H85L86 223H85V221H84V222H83L84 224H83L82 222L79 221V220H81V219H83V218H82L81 216H80L81 218L79 217V213H78L77 210H75L74 208L72 209V208L68 207V206L66 205V203L64 204V202H62V201H61V203H60V199H61V198L59 199V196L61 195V193L65 192L66 189H67V191H70V190H68V187L71 188V189H73V190L76 189V190H74V191H76V192H77V191H78V192H79V191H82V193H83V192H87V190L89 189L88 187H89V186H90V187H91V186L94 187V185H95L94 183H95V182H91V184H89V180H88L87 182L84 180L86 184L84 183L83 180H82V182H80L81 180L79 181V179H80L81 176L79 177V176H76V175H77L78 171H79V174H81L82 171L75 169V170H77V173L75 172L76 174H74V171H72V170H69V172H68V173H70V175L72 174V177H73V178H75L74 176H76V178L78 177V179H72L71 185H66L67 187H65V188L62 187L63 185H60V184H61L60 182H59V185H57L58 183H56V182H55V185H54V181H56L57 177H59V176H56V175L60 172V168H57V163H59V162L61 163ZM20 162H22V161H20ZM23 162H24V161H23ZM37 162H38V161H37ZM13 163H14V162H13ZM34 163H35V162H34ZM8 164H9V163H8ZM8 164H7V165H8ZM30 164H31V163H30ZM36 164H37V163H36ZM7 165H6V166H7ZM9 165H10V164H9ZM11 165H12V164H11ZM13 165H14V164H13ZM13 165H12V166H13ZM15 165H17V167H16V166H15V167H16L17 170H18V163H16ZM19 165H20V163H19ZM26 165H27V164H26ZM31 165H32V164H31ZM209 165H210V164H209ZM20 166H21V165H20ZM29 166H30V165H29ZM58 166H59V165H58ZM77 166H79V165H77ZM7 167H8V166H7ZM7 167H6V170L8 169ZM13 167H14V166H13ZM15 167H14V168H15ZM79 167H80V166H79ZM10 168H11V167H10ZM10 168H9V169H10ZM19 168L21 169L22 167H19ZM23 168H24V167H23ZM28 168H30V167H28ZM76 168H77V167H76ZM80 168H81V167H80ZM220 168H221V167H220ZM30 169H31V168H30ZM33 169H34V168H33ZM37 169H36V171H37ZM200 169H201V168H200ZM6 170H5V171H6ZM10 170H11V169H10ZM14 170H15V169H14ZM14 170H13V171L11 170V171H12L13 173H14V172H17V171H14ZM58 170H59V171H58ZM65 170H66V169H65ZM11 171H10V173H11ZM62 171H63V170H62ZM18 172L21 173L20 170H19ZM23 172H24V171H23ZM23 172H22V173H23ZM30 172H31V171H30ZM38 172H39V171H38ZM20 173H18V174H16V175H15V173H14V176H15V177H14V180H15V178H16V181H12L13 184L20 183V182L17 180V179H18V178H17V177H18L17 175H20ZM3 174H4V173H3ZM37 174H38V173H37ZM62 174H63V173H62ZM215 174H216V173H215ZM67 175H68V174H67ZM16 176H17V177H16ZM55 176H56V178H55ZM61 176H62V175H61ZM0 177H1V176H0ZM22 177H23V176H22ZM67 177H68V176H67ZM69 177H70V176H69ZM69 177H68V178H69ZM20 178H21V176H20ZM70 178H71V177H70ZM58 179H59V178H58ZM60 179H61L60 181H62V180L64 181V180H65V179L62 178V177H60ZM66 179H67V178H66ZM246 180H247V179H246ZM34 181H35V180H34ZM57 181H58V180H57ZM67 181H70V179L67 180ZM90 181H91V179H90ZM95 181H96V180H95ZM97 181H98V180H97ZM97 181H96V182H97ZM25 182H26V181H25ZM25 182H23V183L21 182V183L19 184V186H17V185H13V184L11 185L10 183H7V184L5 183V184H3V185L0 184V186H1V187H0V191H1L0 194H1V197H3L2 199H4V200L6 199L5 201H7L8 203H11L12 205L14 204L13 202H18V203H20L21 199H22V198L24 199V198L27 196V194H26V186H27L26 183H27V182H26V183H25ZM63 183H64V182H63ZM63 183H62V184H63ZM93 184H94V185H93ZM81 185H84L83 187H85V185H88V187H86L85 189H83V187L81 188ZM39 187H40V186H39ZM57 187H58V188H59V187H62V189L64 188V190H60V189H58ZM98 187H99V186H98ZM101 187H102V186H101ZM149 187H150V186H149ZM263 187H264V186H263ZM27 188H28V187H27ZM87 188H88V189H87ZM147 188H148V187H147ZM77 189H78V190H77ZM39 190H38V191H39ZM67 191H66V192H67ZM89 191H90V190H89ZM89 191H88V192H89ZM134 191H135V190H134ZM250 191H251V190H250ZM14 192H15L16 194H18L17 197L14 196ZM70 192H71V191H70ZM131 193H132V192H130V194H131ZM12 194H13V195H12ZM59 194H60V195H59ZM63 194H64V193H63ZM138 194H139V193H138ZM147 194H148V193H141V196L144 198V196L146 197ZM251 194H252V193H251ZM58 195H59V196H58ZM12 196H14V198H13ZM62 196H63V195H62ZM64 196H65V194H64ZM64 196H63V197H64ZM147 196H148V195H147ZM248 196H249V195H248ZM1 197H0V198H1ZM27 197L29 198V196H27ZM27 197H26V198H27ZM37 197H38V196H37ZM60 197H61V196H60ZM137 197H138V196H137ZM151 197H152V196H151ZM250 198H251V199H250ZM253 198H254L253 195H252L251 197H249L248 199H247V197H246V199H247L249 205H248V204H247L246 206L244 205V206H245V209H246V217H248V218H250V219L252 218V213H253V208H254V207L252 206V205H254V204H252V199H253ZM30 199H31V198H30ZM42 199H43V200H42ZM132 199H133V197H132ZM139 199H140V198H139ZM25 200H26V199H25ZM34 200H35V198H34ZM61 200H63V198H62ZM112 200L115 201V199H112ZM112 200H110V201L112 202ZM137 200H138V198H137ZM141 200H142V199H141ZM141 200H140V202H141ZM22 201H24V200H22ZM26 201H28V200H26ZM29 201H31V200H29ZM29 201H28V202H29ZM32 201H33V199H32ZM35 201H36V200H35ZM87 201H88V200H87ZM106 201H107V200H106ZM108 201H109V200H108ZM36 202H37V201H36ZM138 202H139V201H138ZM21 203H22V202H21ZM21 203H20V208H21ZM25 203H26V202H25ZM30 203H31V202H30ZM57 203H58V204L60 203L59 205H60V209H61V211L59 210V207H56V206H55ZM89 203H90V200H89ZM94 203H95V202H94ZM96 203H97V202H96ZM96 203H95V204H96ZM101 203H102V202H101ZM101 203H100V205H101ZM103 203H104V202H103ZM106 203H110V202H105V205H106ZM112 203H113V202H112ZM115 203L118 204L117 201H116ZM23 204H24V203H23ZM23 204H22V205H23ZM58 204H57V205H58ZM91 204H92V200H91ZM138 204H139V203H138ZM14 205H15V204H14ZM14 205H13V206H14ZM17 205H19V204H16V206H17ZM70 205H71V204H70ZM98 205H99V204H98ZM100 205H99V206H100ZM102 205H103V204H102ZM102 205H101V206H102ZM110 205H111V203H110ZM114 205H115V204H114ZM13 206H12V207H13ZM99 206H97V208H98ZM103 206H104V205H103ZM108 206H109V205H108ZM108 206H104V207L109 208ZM111 206H113V205H111ZM117 206H118V205H116L115 207H117ZM5 207H6V206H5ZM17 207H18V206H17ZM115 207H114V208H115ZM57 208H58V209H57ZM101 208H102V207H101ZM101 208H100V209H101ZM5 209H6V208H5ZM16 209H17V208H16ZM18 209H19V208H18ZM95 209H96V208H95ZM98 209H99V208H98ZM98 209H97V211L95 210V212H99V213L101 212V213H103V214H108V215H109V213L111 212V210H109L110 208H109L108 210L105 209L104 211H101L103 208H102L100 211H98ZM249 210H250V211H249ZM6 211H8V210H6ZM17 211H21V210L19 209V210H17ZM17 211H16V212H17ZM22 211H23V210H22ZM22 211H21V213H19V215L23 214ZM30 211H31V210H30ZM108 211H110V212H108ZM0 212H1V211H0ZM12 212H13V210H12ZM31 212H32V211H31ZM9 213H10V212H9ZM9 213L5 212L4 215H1V216H0V222L2 223V228H0V229H3V230H1V233L4 231V233L0 235V240L3 242V244H4L5 241H7V242L10 243V246H9V247H6L5 244H4V250H5V253H6V252L8 253V255L5 256V257H6V263H7V264H21V263H22V264H41V259L44 258V257H42V258L40 257V260L37 261V260H35L34 258L30 257L28 254H26L27 251H31V250L35 251V250H37V249H36V247L33 246V245H30V244L28 245V243H29V239L31 238L30 235H29L28 233H25V234L22 233V234H21V233H18V232L16 231L17 229L15 228L14 223H17V221H15L14 223H13V222H12V223H11V222H10V223L7 222V221H10V220H8L9 217L7 218V216H11V215H9ZM24 213H25V212H24ZM29 213H30V212H29ZM80 213H81V212H80ZM53 214H52V215H53ZM56 214H54V215L56 216ZM86 214H87V213H86ZM86 214H85V215H86ZM97 214H98V213H97ZM5 215H6V217H5ZM80 215H82V214H80ZM85 215H84V216H85ZM221 215H222V214H221ZM20 217H21V216H19V218H20ZM23 217H24V216H22V217L20 218V220L22 219V221H23ZM246 217H245V218H246ZM19 218H18V220H19ZM79 218H80V219H79ZM103 218H104V217H103ZM107 218H109V217H107V215H106L105 218H104L103 220L105 221V220H107ZM230 218H231V217H230ZM248 218H246V219L248 220ZM43 219H45V218H43ZM233 219H236V218H233ZM233 219H228V221H226V223L223 224V226H222L223 229L226 230V228L229 229V228H232V227H239V225L237 224V220H233ZM39 220H40V219H39ZM84 220H85V219H84ZM224 220H225V219H224ZM22 221H21V222H22ZM107 221H108V220H107ZM111 221H112V220H110V222H111ZM222 221H223V219L221 220L220 224L222 223ZM241 221H242V220H241ZM244 221H246V220L244 219ZM33 222H34V221H33ZM105 222H106V221H105ZM187 222H188V221H187ZM218 222H219V220H218ZM242 222H243V221H242ZM247 222H248V221H247ZM37 223H38V222H37ZM42 223H43V222H42ZM81 223H82V224H81ZM245 223H246V222H244L243 224H245ZM33 224H34V223H33ZM189 224H190V223H189ZM216 224H217V223H216ZM247 224H248V223H247ZM114 225H115V224H111L110 226H108L107 229H105V230H108V233H107V234H109V236H108L109 238H108V239L113 238L114 236H116V234H118V235L121 234V232H122V234L124 233V231L122 230L124 227L122 228V227H120V225H118V226L115 225V226L118 227V228L116 229V228L114 227ZM221 225H222V224H221ZM34 226H35V225H34ZM105 226H106V224H105ZM159 226H161V225H159ZM245 226H246V224H245ZM220 227H221V226H220ZM247 227H248V225H247ZM247 227H246V228H247ZM17 228H18V226H17ZM34 228H35V227H34ZM86 228H87V226H86ZM88 228H89V225H88ZM88 228H87V229H88ZM143 228H146V227H143ZM159 228H160V227H159ZM185 228H186V227H185ZM188 228H189V227H188ZM28 229H29V228H28ZM53 229H55V228H53ZM141 229H142V228H141ZM205 229H206V228H205ZM56 230H55V231H56ZM88 230L91 231L90 228H89ZM157 230H158V228H157ZM157 230H156V231H157ZM183 230H185V229H183ZM206 230H207V229H206ZM258 230H259V229H258ZM18 231H19V230H18ZM86 231H87V230H86ZM90 231H87V232L89 233ZM92 231H93V230H92ZM125 231H126L125 233H128V234H129V232H130V231L127 232V229H126V228H125ZM159 231H160V229H159ZM30 232H31V231H30ZM34 232H36V231H34ZM168 232H169V231H168ZM175 232H176V231H175ZM179 232H180V231H179ZM204 232H205V231H204ZM90 233H91V232H90ZM92 233H94V231H93ZM131 233H132V232H130V234H131ZM150 233H151L152 236H154L153 238H151ZM150 233H149L148 231H144V230H143V231H141L140 233L137 234V239H136V240H138L139 245L142 246V247H144V244H146L147 241L149 242V240H151V239H154V240H155V238H156V239L158 240L157 244H159V245H160L161 242H163V240L165 241V243H161V244H163V245H161V246H163V248H161L159 254H156V255L153 254V255H149V256H147V255L144 256V254H142V253H139V254H138V253H136V254H132V253H131V254H128V255H127V256H128L127 260H129L131 263H133V264H164V260H165V259L167 260L168 258H170L169 256L166 255V254H167L166 249L170 250V249L168 248V247L171 248V246H170L169 244H174V243H171V240L174 238L175 235H171V234H175V233H171V232H170L171 234H167V232H163V233H162V231H161V232H152V231H150ZM206 233H207V232H206ZM248 233H250V232H248ZM37 234H38V233H37ZM45 234H46V233H45ZM49 234H50V233H49ZM135 234H136V233H135ZM135 234H134V235H135ZM203 234H204V233H203ZM94 235H95V233H94ZM123 235H125V234H123ZM123 235H122L121 237H127V235H125V236H123ZM177 235L180 236L179 233H177ZM177 235H176V240L178 241L179 238L181 239V237H178ZM42 236H43V235H42ZM155 236H156V237H155ZM37 237H38V236H37ZM44 237H45V236H44ZM70 237H72L73 242H76V243H73V244H67V243H66V242H67V239L70 238ZM118 237L120 238V240L117 239V238H116V239L120 241V242L117 241L120 245L117 246V248L119 249L120 252H121V251H126V249H124V244H123V246H122L123 241L126 242V238H125V239L122 238V239H123V241H122L120 235H119ZM177 237H178V238H177ZM236 237H237V236H236ZM92 238H93V237H92ZM36 239H37V238H36ZM93 239H94V238H93ZM93 239H92V240H93ZM108 239H107V240H108ZM113 239H115V238H113ZM224 239H225V238H224ZM224 239H223V238L220 239L219 242H220V243L224 242ZM226 239L228 240L229 238H226ZM167 240H170V243H169V244H167L168 242L166 243ZM79 241H83V242L80 243ZM93 241H94V240H93ZM96 241H97V240H96ZM114 241H115V240H114ZM121 241H122V243H121ZM155 241H156V240H155ZM177 241H176V242H177ZM179 241H180V240H179ZM191 241H192V240H191ZM228 241H229V240H228ZM228 241H227V243H226V242H225V243L228 244ZM30 242H31V241H30ZM36 242H37V241H36ZM39 242H40V241H39ZM151 242H152V240H151L150 243H148V244H149V245L152 244ZM176 242H175V243H176ZM184 242H185V240H184ZM43 243H44V242H43ZM43 243H42V245H43ZM87 243H88V242L86 241V244H87ZM154 243H155V242L153 241V244H152L153 246L155 245ZM181 243H182V242H181ZM231 243H232V242H231ZM45 244H46V243H45ZM93 244H94V243H92V245H93ZM108 244H110V243H108ZM179 244H180V242H178V245H179ZM182 244H183V243H182ZM191 244H192V243H191ZM113 245H115V244L113 243ZM152 245H150V246H152ZM174 245H175V244H174ZM185 245H186V244H185ZM221 245H222V244H221ZM27 246H28V248H26ZM45 246H47V245H45ZM88 246H89V245H88ZM125 246H126V245H125ZM172 246H173V245H172ZM182 246H183V245H182ZM222 246H224V245H222ZM228 246H229V245H228ZM228 246H227V247H228ZM109 247H110V246H109ZM146 247H147V246H146ZM146 247H145V248H146ZM187 247L190 248V251H192V250H194V251L197 250V251H198L197 247H195V246H193V245H189V244H188V245H187L186 247H184V248H187ZM207 247H208V246H207ZM224 247H225V246H224ZM227 247H226V248H227ZM229 247H230V246H229ZM76 248H78V250H77L76 252H74V251L76 250ZM91 248H92V247H91ZM93 248H95V246H93ZM165 248H166V249H165ZM230 248H231V247H230ZM236 248H237V247H236ZM2 249H3V248H2ZM2 249H1V250H2ZM127 249H128V248H127ZM143 249H144V248H143ZM150 249H151V248H150ZM191 249H192V250H191ZM223 249H224V248H223ZM90 250H92V249H90ZM93 250H94V249H93ZM105 250L108 251V249H106V247H105ZM151 250H152V249H151ZM151 250H149V251L151 252ZM154 250H155V249H154ZM158 250H159V249H158ZM187 250H189V249L187 248ZM231 250H232V249H231ZM86 251H87V250H86ZM117 251H118V250H117ZM139 251H140V250H139ZM146 251H148V250H146ZM171 251H172V250H171ZM185 251H186V250H185ZM229 251H230V250H229ZM92 252H93V251H92ZM108 252H109V251H108ZM114 252H115V251H114ZM120 252H119V253H120ZM126 252H128V251H126ZM126 252H125V254H126ZM140 252H141V251H140ZM168 252H170V251H168ZM224 252H225V251H224ZM230 252L232 253L230 256H232V255H233V251H230ZM2 253H3V252H2ZM109 253H111V250H110ZM123 253H124V252H123ZM123 253H122V254H123ZM170 253H171V252H170ZM190 253H191V252H190ZM197 253H198V252H197ZM239 253H240V252H239ZM33 254H34V253H33ZM87 254H88V252H87ZM120 254H121V253H120ZM120 254H119V256H121ZM172 254H173V253H171L170 256H172ZM222 254H223V253H222ZM37 255H38V254H37ZM109 255H110V254H109ZM109 255H108V256H109ZM123 255H124V254H123ZM123 255H122V256H123ZM228 255H229V254H228ZM228 255H227V256H228ZM32 256H33V255H32ZM40 256H41V255H40ZM54 256H55V255L52 254V253L49 254V257H50L51 259H52ZM106 256H107V255H106ZM112 256H113V254H112ZM115 256H116V254H115ZM127 256H126V257H127ZM166 256H167V258H166ZM173 256H174V255H173ZM198 256H199V255H198ZM238 256H239V255H238ZM84 257H85V256H84ZM116 257H117V256H116ZM175 257H176V256H175ZM220 257H221V256H220ZM235 257H236V256H235ZM239 257H240V256H239ZM54 258H55V257H54ZM230 258H231V257H230ZM233 258H234V257H233ZM4 259H5V258H4ZM38 259H39V257H38ZM51 259H49V260H48V258H47V259H43L44 262L42 261V263H44V264H49V262H50V264H51V261H50ZM172 259H173V258H172ZM58 260H59V259H58ZM232 260H233V259H232ZM236 260H237V257L234 259V262H236ZM259 260H260V259H259ZM2 262H3V261H2ZM116 262H117V260H116ZM130 262H129V263H130ZM196 262H197V264H215V262H214V263H213V262H209V260H208V262H207V260H205V261H203V260H196ZM83 263H84V262H83ZM125 263L127 264V262H125ZM232 263H233V262H232ZM242 263H243V262H242ZM253 263H254V262H253ZM4 264H5V263H4ZM63 264H64V263H63ZM194 264H195V262H194Z\"/></svg>","mask_w":264,"mask_h":264}]
</instances>
